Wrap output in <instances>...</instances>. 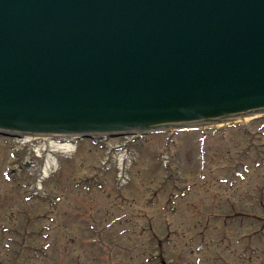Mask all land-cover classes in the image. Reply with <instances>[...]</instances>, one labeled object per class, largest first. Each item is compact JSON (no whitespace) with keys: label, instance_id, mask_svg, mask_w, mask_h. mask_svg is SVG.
Returning <instances> with one entry per match:
<instances>
[{"label":"water","instance_id":"1","mask_svg":"<svg viewBox=\"0 0 264 264\" xmlns=\"http://www.w3.org/2000/svg\"><path fill=\"white\" fill-rule=\"evenodd\" d=\"M264 114V0H0V135Z\"/></svg>","mask_w":264,"mask_h":264},{"label":"rangeland","instance_id":"2","mask_svg":"<svg viewBox=\"0 0 264 264\" xmlns=\"http://www.w3.org/2000/svg\"><path fill=\"white\" fill-rule=\"evenodd\" d=\"M242 126L137 138L132 182L122 192L87 180L102 151L83 140L77 156L47 178L46 198L33 201L24 184L38 172L5 180L11 152L0 137V264H200L199 256L201 264H264V245L251 238L264 224V165L252 168L264 159V119ZM163 156L170 158L165 167ZM243 164L252 170L247 181L234 188L220 182ZM202 238L208 244L196 250ZM253 248L244 261L241 252Z\"/></svg>","mask_w":264,"mask_h":264},{"label":"bare ground","instance_id":"3","mask_svg":"<svg viewBox=\"0 0 264 264\" xmlns=\"http://www.w3.org/2000/svg\"><path fill=\"white\" fill-rule=\"evenodd\" d=\"M253 118H246V119H240L234 123H230V124H224V125H218V126H215V128H224L226 126H230V125H234V124H246L248 122H250V120H252ZM46 171H48V169H46Z\"/></svg>","mask_w":264,"mask_h":264}]
</instances>
